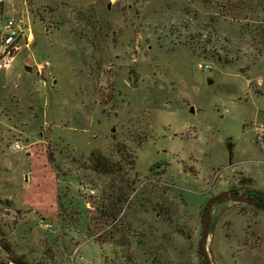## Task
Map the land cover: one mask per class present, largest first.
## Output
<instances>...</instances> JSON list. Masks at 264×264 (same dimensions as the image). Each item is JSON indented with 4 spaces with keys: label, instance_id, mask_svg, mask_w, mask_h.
I'll return each mask as SVG.
<instances>
[{
    "label": "rangeland",
    "instance_id": "374dc122",
    "mask_svg": "<svg viewBox=\"0 0 264 264\" xmlns=\"http://www.w3.org/2000/svg\"><path fill=\"white\" fill-rule=\"evenodd\" d=\"M10 16L29 35L0 67V264H202L209 200L264 197V0H0V33ZM212 215L213 264H264L263 209Z\"/></svg>",
    "mask_w": 264,
    "mask_h": 264
},
{
    "label": "water",
    "instance_id": "95a60500",
    "mask_svg": "<svg viewBox=\"0 0 264 264\" xmlns=\"http://www.w3.org/2000/svg\"><path fill=\"white\" fill-rule=\"evenodd\" d=\"M25 69L30 70V67L28 65H25ZM190 111L191 112L193 111L192 106L190 107ZM223 199L228 201L247 203L256 208H260L264 210V203L259 202V200L256 198L242 195L236 191H222L213 198H211L204 209V214L202 219V230L197 243V250L200 255L202 264H213L208 251V235L213 220L212 207L216 203L222 201Z\"/></svg>",
    "mask_w": 264,
    "mask_h": 264
},
{
    "label": "built area",
    "instance_id": "2783aa9c",
    "mask_svg": "<svg viewBox=\"0 0 264 264\" xmlns=\"http://www.w3.org/2000/svg\"><path fill=\"white\" fill-rule=\"evenodd\" d=\"M26 30H28V28L22 23L21 19H16L13 16L7 18L0 33V67H8L20 49V42L22 41V43L24 42L23 44H25L26 40H28L29 34ZM263 127L262 124L259 125L261 133L264 132ZM12 147H19V143L17 141L14 142ZM87 189L90 193L93 191V189L91 190L88 187Z\"/></svg>",
    "mask_w": 264,
    "mask_h": 264
},
{
    "label": "trees",
    "instance_id": "16d2710c",
    "mask_svg": "<svg viewBox=\"0 0 264 264\" xmlns=\"http://www.w3.org/2000/svg\"><path fill=\"white\" fill-rule=\"evenodd\" d=\"M263 193H260L259 191H255L253 193L247 194L249 197H253L259 200V202L264 203V197L262 195Z\"/></svg>",
    "mask_w": 264,
    "mask_h": 264
}]
</instances>
